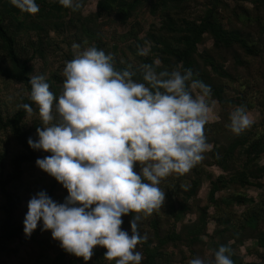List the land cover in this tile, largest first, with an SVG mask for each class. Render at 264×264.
<instances>
[{
  "label": "rangeland",
  "instance_id": "374dc122",
  "mask_svg": "<svg viewBox=\"0 0 264 264\" xmlns=\"http://www.w3.org/2000/svg\"><path fill=\"white\" fill-rule=\"evenodd\" d=\"M39 1V12L29 14L10 0H0V20L15 38L30 77L44 75L57 97L65 61L74 58L73 43L114 54L117 70L131 66L137 82L142 81L140 66L147 62L159 60L157 71H182L171 51L185 49L186 37L193 35L189 28L208 20L248 43L252 52L239 43H218L210 31L200 36L191 62L193 79L222 87L221 99L212 92L207 97L214 117L205 125L210 147L186 174L161 180L164 204L139 222L141 235L148 239L136 250L143 253L141 264H146L147 246L158 247L157 264H188L196 257L209 264L214 252L226 245L234 264H264V0H80L78 10L65 8L58 0ZM138 47L149 48V54L139 55ZM0 70L13 71L1 39ZM29 96L22 82L0 72V234L12 200L20 199L12 219L22 226L33 195L44 190L58 203L68 195L60 182L36 165L37 158L51 155L42 149H35V155L22 163L20 178L12 177L15 157L30 153L5 123ZM238 106H245L255 120L240 135L226 127ZM41 123L35 105L22 122L34 141ZM134 170L139 173L138 162ZM133 215L122 216L121 228L129 235ZM172 235L179 239L174 241ZM106 251L97 245L91 259L84 261L61 248L51 230L41 231L38 225L30 237L22 233L2 246L0 264H115L104 258Z\"/></svg>",
  "mask_w": 264,
  "mask_h": 264
},
{
  "label": "clouds",
  "instance_id": "9594fccd",
  "mask_svg": "<svg viewBox=\"0 0 264 264\" xmlns=\"http://www.w3.org/2000/svg\"><path fill=\"white\" fill-rule=\"evenodd\" d=\"M22 12L36 14V0H10ZM78 10L80 0H58ZM74 58L65 61L62 91H50L44 75L30 78V99L39 113V139L29 145L51 155L36 165L67 189L63 203L41 190L28 201L23 224L26 236L38 225L51 230L66 252L88 261L95 246L107 249L104 258L115 264H141L138 244L146 242L139 222L164 204L159 185L172 174H186L209 150L205 125L212 116L210 86L193 79L191 68L157 71L160 61L135 71L117 70L114 54L73 43ZM150 49L138 47V54ZM197 90H199L197 92ZM21 107L28 114L30 104ZM226 125L236 135L255 120L245 106L229 114ZM137 162L139 173L134 170ZM133 215L131 235L121 228L122 216ZM188 264H205L196 257ZM209 264H234L231 249L221 245Z\"/></svg>",
  "mask_w": 264,
  "mask_h": 264
},
{
  "label": "trees",
  "instance_id": "16d2710c",
  "mask_svg": "<svg viewBox=\"0 0 264 264\" xmlns=\"http://www.w3.org/2000/svg\"><path fill=\"white\" fill-rule=\"evenodd\" d=\"M39 2L44 3V0H40ZM190 31L192 32L191 37H186V42H187V47L183 50H177L173 49L171 51L172 55L174 56L175 61L179 64L181 63V68L182 71L187 68H191V62L193 55L196 50V45L197 42L200 38V36L206 32L210 31L211 34L216 38V41L218 43H222L226 46H232L236 43H239L242 45V47L248 51L252 52L253 49L248 45V43L242 39V37L235 33H229L228 31L224 30L220 24L217 22H214L212 20H208L201 24V26H193L189 28ZM0 39L2 41L3 47L5 49L6 55L11 61L13 65V71L11 72H4L0 70L4 75H7L10 78H13L19 82H22L26 88L29 91V95L31 92V84H30V70L28 67V64L26 61L21 60L20 56L17 53V48H16V42L15 38L13 35L9 32V30L6 28V26L3 24V22L0 20ZM148 64H153L151 62H147ZM210 64L215 67L213 62H210ZM154 65V64H153ZM207 79H209L208 76H206ZM142 80V79H141ZM208 86H210L211 92L218 98L221 99V90L222 87H219L218 85L213 86L211 83H208ZM24 104H30L32 108H35V103L31 101L30 96L28 100ZM28 115L25 109L22 107L17 110V112L7 120L5 123L6 126H9L15 135V137L18 139V141L29 151V156L27 155H19L15 157L14 160V172L12 174L13 179H18L20 178L22 174V163L27 160L32 158L35 155V149H33L29 143L28 140L30 138L29 132L25 130L22 126V122L24 118ZM233 148V147H232ZM234 149V148H233ZM232 150V149H231ZM249 154V152H248ZM225 159L219 160L220 165H224ZM249 165V162H247L244 166ZM245 178V177H244ZM211 197H214L215 194V189L211 191ZM19 198L16 200H12L9 211H8V217L6 220L5 227L0 234V249L2 246L9 240L20 236L22 233H24V224L22 226L15 225L12 219L13 213L15 212L16 206L19 202ZM206 226V224H205ZM197 231V230H196ZM200 233V231H198ZM171 238L174 241H177L179 239V236L172 235ZM146 255H147V260L146 264H157V257L159 256L158 252V247H146ZM69 264H76L74 261H70Z\"/></svg>",
  "mask_w": 264,
  "mask_h": 264
}]
</instances>
